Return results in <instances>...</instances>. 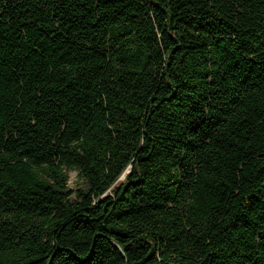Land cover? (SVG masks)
<instances>
[{
  "label": "trees",
  "instance_id": "obj_1",
  "mask_svg": "<svg viewBox=\"0 0 264 264\" xmlns=\"http://www.w3.org/2000/svg\"><path fill=\"white\" fill-rule=\"evenodd\" d=\"M0 264H264V0H0Z\"/></svg>",
  "mask_w": 264,
  "mask_h": 264
},
{
  "label": "rangeland",
  "instance_id": "obj_2",
  "mask_svg": "<svg viewBox=\"0 0 264 264\" xmlns=\"http://www.w3.org/2000/svg\"><path fill=\"white\" fill-rule=\"evenodd\" d=\"M68 175H69L68 183H69V186L71 188H74L81 183L80 179L78 178L77 172L75 170H69ZM123 177H124V175H122L119 178V181H121L123 179Z\"/></svg>",
  "mask_w": 264,
  "mask_h": 264
},
{
  "label": "water",
  "instance_id": "obj_3",
  "mask_svg": "<svg viewBox=\"0 0 264 264\" xmlns=\"http://www.w3.org/2000/svg\"><path fill=\"white\" fill-rule=\"evenodd\" d=\"M124 174H125V172L122 175H124Z\"/></svg>",
  "mask_w": 264,
  "mask_h": 264
}]
</instances>
